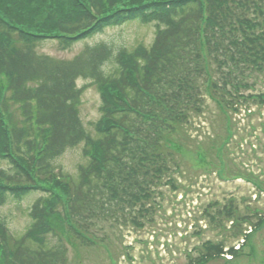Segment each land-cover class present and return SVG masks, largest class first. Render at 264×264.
<instances>
[{"label": "trees", "instance_id": "1", "mask_svg": "<svg viewBox=\"0 0 264 264\" xmlns=\"http://www.w3.org/2000/svg\"><path fill=\"white\" fill-rule=\"evenodd\" d=\"M131 23L154 25L152 41L88 42ZM47 41L64 51L84 46L61 60L39 51ZM258 74L264 0H0V208L34 198L20 237L0 217V264H67L56 221L92 250L100 249V232L110 249L109 232L145 227L161 186L177 189L178 144L193 114L210 97L230 126L229 111L264 106L258 80L251 81ZM79 80L100 93L93 130L81 118ZM80 147L69 173L60 160ZM203 216L220 239L203 242L188 264L237 256L229 242L264 220L234 199L213 201Z\"/></svg>", "mask_w": 264, "mask_h": 264}, {"label": "rangeland", "instance_id": "2", "mask_svg": "<svg viewBox=\"0 0 264 264\" xmlns=\"http://www.w3.org/2000/svg\"><path fill=\"white\" fill-rule=\"evenodd\" d=\"M154 32L152 24L131 23L107 29L88 42L108 40L117 46L131 47L139 42L150 43ZM83 46L79 43L64 51L55 41H47L39 51L56 59L71 60ZM256 80V92H264V75H255L251 81ZM78 85L84 87L81 118L93 130L100 118V93L90 81L79 80ZM249 103L251 108L243 104L238 112L229 111L234 124L229 126L216 103L206 98L203 113L193 114L187 126L186 141L177 143L181 147L178 156L182 159L180 170L172 175L177 189L161 186L162 195L157 197L154 214L141 219L145 227L129 224L115 230L116 236L111 235L107 225L106 231L113 239L110 249L99 238L102 232L96 239L99 250L79 246L67 233L64 223L56 221L57 230L68 247L67 264H188L190 258L198 257L203 242L220 239L207 227L203 216L213 201L226 204L234 199L239 210H256L264 217V106ZM81 147L67 151L60 160L69 173L76 171ZM33 201L34 198L20 205L10 202L0 208V217L13 237H20L28 227L27 209ZM252 230L243 247L246 254L238 256L233 264H264V220ZM238 242L229 243L237 245ZM201 264L230 263L216 258Z\"/></svg>", "mask_w": 264, "mask_h": 264}]
</instances>
